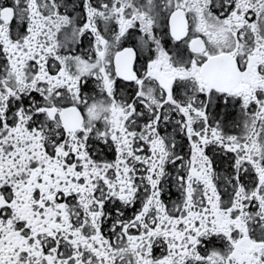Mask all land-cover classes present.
Here are the masks:
<instances>
[{"label":"snow or ice","instance_id":"6c2138e0","mask_svg":"<svg viewBox=\"0 0 264 264\" xmlns=\"http://www.w3.org/2000/svg\"><path fill=\"white\" fill-rule=\"evenodd\" d=\"M0 264H264V0H0Z\"/></svg>","mask_w":264,"mask_h":264}]
</instances>
